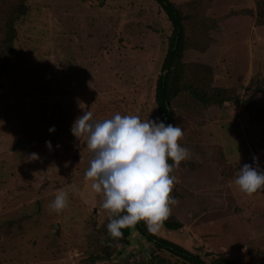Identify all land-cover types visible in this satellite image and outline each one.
I'll use <instances>...</instances> for the list:
<instances>
[{
	"label": "rangeland",
	"instance_id": "obj_1",
	"mask_svg": "<svg viewBox=\"0 0 264 264\" xmlns=\"http://www.w3.org/2000/svg\"><path fill=\"white\" fill-rule=\"evenodd\" d=\"M170 1L183 16L186 67L171 119L189 158L171 173L177 203L166 220L181 227L162 224L155 234L207 262L264 264V191L247 195L234 183L253 156L264 170V0ZM10 21L16 37L0 77V264H83L105 246L109 220L84 177L91 153L70 128L85 110L96 120L159 118L155 85L171 26L151 0H0V58ZM190 86L233 100L204 105ZM237 150L239 160L225 159ZM60 190L69 198L57 213L49 204ZM107 246L113 259L99 264H184L137 230Z\"/></svg>",
	"mask_w": 264,
	"mask_h": 264
},
{
	"label": "clouds",
	"instance_id": "obj_2",
	"mask_svg": "<svg viewBox=\"0 0 264 264\" xmlns=\"http://www.w3.org/2000/svg\"><path fill=\"white\" fill-rule=\"evenodd\" d=\"M48 131L54 132L55 126ZM70 131L79 140L83 138L91 153L84 177L91 182L90 189L103 196L101 208L108 212V235L121 238L122 229L141 221L150 233L158 231L171 213L170 205L177 203L170 195L176 181L171 173L189 158V150L178 143L183 130L159 118L141 120L119 113L96 120L85 110ZM45 144L52 150L51 141ZM252 159L255 166L243 164L234 179L247 195L264 191V170L255 156ZM68 198L67 191H58L49 208L59 213L67 207Z\"/></svg>",
	"mask_w": 264,
	"mask_h": 264
},
{
	"label": "trees",
	"instance_id": "obj_3",
	"mask_svg": "<svg viewBox=\"0 0 264 264\" xmlns=\"http://www.w3.org/2000/svg\"><path fill=\"white\" fill-rule=\"evenodd\" d=\"M151 1L160 8L161 12L164 14L165 18L171 26V33L167 40V48L164 57L161 60V69L155 85L154 102L156 104L160 120H163L166 124H172V116L170 110L171 100L179 93V91H182L184 89V86L180 83L182 73L186 69L185 63L182 61V54L185 51V32L182 22L183 16H181L177 7L170 0ZM193 1L194 3L197 2L196 0ZM25 10V4L20 6V15L24 14ZM5 35L6 39L3 45V50L5 51L4 55L0 58V77L7 68L12 53V41L16 37V30L13 27V24H11V21L7 24ZM112 54H110V56ZM190 89L191 94L196 99L201 101L204 105L221 106L223 103L233 100L231 96L225 94L226 90L223 91L221 89H216L210 93L204 90L193 89V86H190ZM222 128V137L227 136L228 138L226 127L225 129L224 126ZM224 146H227V148L230 149L229 143L226 142ZM229 151L230 150H226L222 153H228ZM238 152L239 150L235 151V154L233 156H226L225 159L230 162L239 160L241 154H239ZM222 160H224L223 156L220 157V161ZM169 163H171V160H169ZM163 225L169 231H175L176 229H179L181 227V224L179 222H174L170 220H165L163 222ZM133 230H137V232L142 235L143 238L147 239L150 243L156 246L157 249L169 253L170 255L179 259L184 264H233L232 261L227 260L222 256H218V258L213 259L212 262H207L198 254L190 252L181 245L175 244L165 238L156 235L155 233H150L146 229L143 221L137 223L134 227L122 229L124 235L121 238H112L108 235V232L106 231L105 233L108 236V240L106 243L103 240V245L105 246L100 245L99 248L95 246L93 252L88 254L86 258L82 261V263L99 264L104 262H111V260L113 259V255L109 251V249H106L108 247L107 245H113V243L115 242L126 243L131 231Z\"/></svg>",
	"mask_w": 264,
	"mask_h": 264
},
{
	"label": "water",
	"instance_id": "obj_4",
	"mask_svg": "<svg viewBox=\"0 0 264 264\" xmlns=\"http://www.w3.org/2000/svg\"><path fill=\"white\" fill-rule=\"evenodd\" d=\"M167 108H168V106H167Z\"/></svg>",
	"mask_w": 264,
	"mask_h": 264
}]
</instances>
